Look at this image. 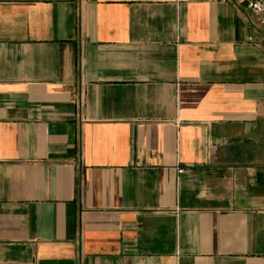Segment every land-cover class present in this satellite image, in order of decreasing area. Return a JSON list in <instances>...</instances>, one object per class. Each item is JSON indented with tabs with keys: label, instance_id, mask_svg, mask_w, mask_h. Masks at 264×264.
Here are the masks:
<instances>
[{
	"label": "crops",
	"instance_id": "0c3cea01",
	"mask_svg": "<svg viewBox=\"0 0 264 264\" xmlns=\"http://www.w3.org/2000/svg\"><path fill=\"white\" fill-rule=\"evenodd\" d=\"M0 264H264L244 5L0 0Z\"/></svg>",
	"mask_w": 264,
	"mask_h": 264
},
{
	"label": "built area",
	"instance_id": "2783aa9c",
	"mask_svg": "<svg viewBox=\"0 0 264 264\" xmlns=\"http://www.w3.org/2000/svg\"><path fill=\"white\" fill-rule=\"evenodd\" d=\"M180 2H201L210 0H179ZM222 3H235L244 5L246 9L257 18L260 26L264 27V0H219ZM183 170H178V174H182Z\"/></svg>",
	"mask_w": 264,
	"mask_h": 264
}]
</instances>
